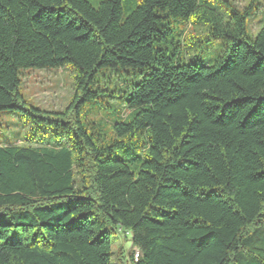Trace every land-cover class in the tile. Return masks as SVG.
Masks as SVG:
<instances>
[{"label": "trees", "instance_id": "16d2710c", "mask_svg": "<svg viewBox=\"0 0 264 264\" xmlns=\"http://www.w3.org/2000/svg\"><path fill=\"white\" fill-rule=\"evenodd\" d=\"M257 11L232 7L225 21L201 0H138L124 17L122 0H0V111L56 131L0 145V264H264ZM192 18L225 43L212 65L168 49L172 23ZM65 66L75 88L63 111L24 100L20 71ZM117 69L130 71L114 91L129 115L108 137L79 115L102 106L98 79ZM114 234L130 237L127 255L112 252Z\"/></svg>", "mask_w": 264, "mask_h": 264}, {"label": "rangeland", "instance_id": "374dc122", "mask_svg": "<svg viewBox=\"0 0 264 264\" xmlns=\"http://www.w3.org/2000/svg\"><path fill=\"white\" fill-rule=\"evenodd\" d=\"M93 7H97L103 0H87ZM252 1L258 11L248 22L247 36L253 39L263 25L264 0H201V4L214 10L225 21L232 15V7L241 11ZM224 2H228L230 6ZM138 4V0H122V9L126 17ZM173 34L170 37L168 49L172 52L179 48L178 57L184 64L212 65L221 56L225 43L222 39H209V24L203 20L192 18L190 22L172 23ZM129 70L120 69L106 71L99 79L98 88L104 92L99 94L100 105L86 106L79 117L84 123H96L105 136L110 137V129L118 119H126L129 111L121 103L120 92H114L125 79L124 74ZM118 77H122L119 79ZM21 81L20 93L24 100L32 107L61 112L70 103L75 88V73L70 66L49 70H22L19 72ZM115 99H109V94ZM56 131L46 126L36 127L21 111H0V145L33 146V142H54ZM112 252L122 247L124 254L130 250V237L121 238L118 234L111 237ZM113 262V257L111 258Z\"/></svg>", "mask_w": 264, "mask_h": 264}]
</instances>
